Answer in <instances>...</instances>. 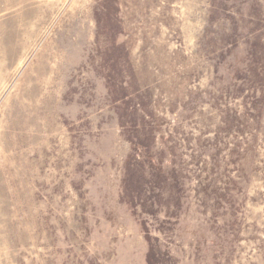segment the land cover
<instances>
[{"label":"rangeland","instance_id":"rangeland-1","mask_svg":"<svg viewBox=\"0 0 264 264\" xmlns=\"http://www.w3.org/2000/svg\"><path fill=\"white\" fill-rule=\"evenodd\" d=\"M0 264H264V0H0Z\"/></svg>","mask_w":264,"mask_h":264}]
</instances>
